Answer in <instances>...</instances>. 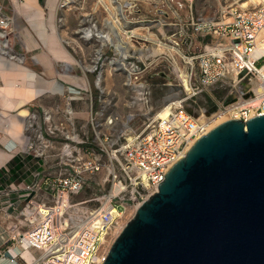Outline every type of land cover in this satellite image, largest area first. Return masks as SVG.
Listing matches in <instances>:
<instances>
[{"label": "built area", "instance_id": "built-area-1", "mask_svg": "<svg viewBox=\"0 0 264 264\" xmlns=\"http://www.w3.org/2000/svg\"><path fill=\"white\" fill-rule=\"evenodd\" d=\"M142 1L159 3L160 0L110 2L123 5L121 11L114 14V20L119 19L120 32V20L129 19L128 12ZM239 1L242 6L231 8L224 16L230 20L195 23L193 19L198 32L215 39L206 42L198 54L185 56L188 66L184 77L189 76V88L182 75L176 84L171 81L161 108L168 106V113L160 116L161 109L158 110L138 134L126 137L125 132L130 125L123 124L116 138L103 139L98 136L102 145L85 158L74 140H79L78 136L56 150L52 148V139L47 141L45 137L48 134L45 124H51L53 116L45 108L32 111L27 116L29 145L26 152L39 157L43 169L35 173L33 182L25 188L29 191L30 199L18 212L19 223L12 227L17 234H9L4 247L0 248V264H102L111 248L108 240L112 230L120 224L128 206L137 210L159 190V184L165 180L168 170L186 155L196 140L210 131L211 117L215 113L224 110L231 118L245 121L264 114V0ZM70 3L72 0H60L59 10ZM100 3H104V0ZM106 6L109 10L110 6L107 3ZM159 11L167 16L164 10ZM59 19L62 20L61 17ZM0 27V33L6 35L9 21L0 18ZM89 29L98 30L97 25L93 24L85 28L84 36ZM94 36L99 37L97 34ZM182 36L183 44L191 43L188 32ZM123 45L128 52L127 57L115 45L121 58L112 59L110 64L116 65V69H128V75L131 69L132 77H127V83L147 98L148 86L140 78L142 67L137 63L129 66L126 59L130 55L131 45L127 41ZM101 50L98 61L93 65L94 70H98L95 79L97 89L102 84H98L104 64L100 62ZM147 51L148 48L139 51L141 58L150 57ZM124 62L127 68H124ZM196 67L199 75L195 72ZM83 87L65 86L68 93L65 95L67 115L64 122L71 134H77L73 101L83 98V94L93 96L91 86L85 83ZM220 90L228 93L222 97L223 103L218 105V110L198 102L203 92ZM254 99L258 103L250 107L249 101ZM89 112L88 122L94 126L96 134L101 127L114 128L120 121V117L114 115L98 120V111H94L93 105ZM129 120L132 121L133 116ZM61 124H53L54 130H60ZM101 171L105 172L104 184L111 183L105 201L93 208L82 206L86 201H72L84 189L86 175ZM92 182L96 184L94 180ZM13 207V202L8 204V208ZM25 252L31 253V262L24 256Z\"/></svg>", "mask_w": 264, "mask_h": 264}, {"label": "water", "instance_id": "water-1", "mask_svg": "<svg viewBox=\"0 0 264 264\" xmlns=\"http://www.w3.org/2000/svg\"><path fill=\"white\" fill-rule=\"evenodd\" d=\"M102 264H264V114L196 140Z\"/></svg>", "mask_w": 264, "mask_h": 264}, {"label": "rangeland", "instance_id": "rangeland-1", "mask_svg": "<svg viewBox=\"0 0 264 264\" xmlns=\"http://www.w3.org/2000/svg\"><path fill=\"white\" fill-rule=\"evenodd\" d=\"M111 1L104 0V3H100L99 0H72V3L60 9L59 18L61 17L62 20L58 18L59 31L64 45L75 58L73 72L82 74L86 78L87 86L93 89V96L91 97L89 93L83 94V98L73 101L77 134H71L67 123L64 122L67 115L65 95L68 93L65 87L56 102L45 106V111L53 116L50 120L52 123L45 124L48 132L45 137L47 141L49 138L52 139V148L55 150L66 141L74 139V136H78L79 140L74 139L75 143L87 158L92 151H97L102 145V140L98 136L103 139L116 138L123 124L128 123L130 128L125 132L126 137L134 136L144 130L148 120L155 117L158 110L163 107L164 96L169 90L168 84L171 81H175L176 84L179 76L187 71L188 59L185 56L198 54L206 42L215 39L213 36H204L198 32L197 24L194 25L193 19L195 23L230 20L228 16L224 17L225 14L231 8L242 6L239 0H160L159 3L142 1L133 11H129V19H121L119 26L124 39L131 45L127 63L129 66L137 63L142 67L140 78L148 86L149 92L145 98L127 83L128 69H116L114 68L116 65L110 64L112 59L121 58L115 45L104 43L97 36L92 39L84 36L85 28L93 24H96L98 30L103 33L111 32L109 20L115 21L116 18L106 6V3L110 6ZM160 9L164 10L167 16L160 13ZM187 32L191 35V43L183 44L182 35ZM146 48L150 57L143 59L139 51ZM158 48L161 52L154 53ZM100 50L102 52L100 62L104 63L103 80L100 88L97 89L95 79L98 70H94L93 65L98 61ZM63 67L66 68L64 62ZM195 72L199 75L197 67ZM70 86L84 88L80 84ZM227 93L225 90L205 91L199 95L198 102L209 104L216 111L219 109L218 105L223 103L222 97ZM92 105L94 111H98V120L114 115L120 117L119 123L114 128L101 127L96 134L94 126L88 122ZM130 115H133L132 121L129 120ZM230 116H226V120L231 119ZM59 123L61 129L54 130V125ZM86 177L84 189L73 197L72 201H86L82 206L93 208L105 201L104 197L110 191L111 183L104 184V171L95 175L87 174ZM91 177L96 184L90 180ZM136 211L134 207L128 206L120 221L124 226L120 227L119 224L112 230L111 238L108 240L111 246Z\"/></svg>", "mask_w": 264, "mask_h": 264}, {"label": "crops", "instance_id": "crops-1", "mask_svg": "<svg viewBox=\"0 0 264 264\" xmlns=\"http://www.w3.org/2000/svg\"><path fill=\"white\" fill-rule=\"evenodd\" d=\"M27 1L0 0V18L9 21L6 35H0V58L6 59L5 66H0V248L9 234H17L12 227L30 199L25 188L43 169L41 159L26 152L27 116L56 102L65 86L78 84L61 76L66 72L65 61L55 57L49 42L56 32L61 37L59 3L36 0L37 9H22ZM11 202L14 207L8 208Z\"/></svg>", "mask_w": 264, "mask_h": 264}, {"label": "bare ground", "instance_id": "bare-ground-1", "mask_svg": "<svg viewBox=\"0 0 264 264\" xmlns=\"http://www.w3.org/2000/svg\"><path fill=\"white\" fill-rule=\"evenodd\" d=\"M54 3H59L60 0H53ZM100 2H102V0H100ZM66 3H69V1H66ZM59 5V4H58ZM112 5V7L109 8L110 12L113 13V14H116L119 10L121 11V8L123 7V5H116V4H111L110 3V6ZM22 9H28V8H38V4H36V0H28L26 4H23L21 5ZM246 4L243 5V7H245ZM36 9H34L33 11H36ZM32 10V9H31ZM118 21L119 19L117 18L115 21H110V28H111V32L109 33H102L100 30H94V29H89L85 32V37L90 39L92 38L95 34H97L102 40L103 42H110L112 44H115L116 47L123 53L124 57H127L128 55V52L126 51V48L124 47L123 43L126 42L125 39H124V35L120 32V28L118 27ZM2 36H5L4 33H0ZM118 41V42H117ZM49 42L51 43L52 47H53V51L55 52V57L57 59H61L63 61H65L66 63V72L65 73H61V76L64 77V78H67V79H70V80H73L75 81L76 83L78 84H81V85H84L85 86V83H86V79L85 77H81V76H77V75H73L71 74V70L73 69L74 67V63L76 62L75 61V58L68 52V50L64 47L63 43H62V37L59 36V34H57V32L55 34H53V36H51L49 38ZM157 52H161V49L158 48L156 49V51H154V53H157ZM100 55V53H99ZM6 59L4 58H0V66L1 67H4L5 66V62ZM124 68H127V64L124 62ZM131 69H130V73H129V78L132 77L131 76ZM185 74L183 73L182 74V77H184ZM102 79H103V74L102 72H100L99 74V79H98V84H100L102 82ZM188 80H189V76H187V78H185V82L187 84V87L189 88V84H188ZM249 106H255L257 105L258 103V100L257 99H254V100H250L249 101ZM169 111V108L168 106L167 107H164L163 109H161L160 111V116H164L166 115V113H168ZM158 114V115H159ZM230 114L226 113V111L224 110H220L218 111L217 113H215L212 117H211V121H210V125H209V130H211L212 128H214L215 126L219 125L220 123H222L224 120L226 121V116H228ZM133 115H130V118L132 117ZM159 117V116H157ZM109 200V198H108ZM120 227H123L124 224H120L119 225ZM24 256H26L29 260V262L32 261V255L31 253L29 252H25L24 253Z\"/></svg>", "mask_w": 264, "mask_h": 264}]
</instances>
